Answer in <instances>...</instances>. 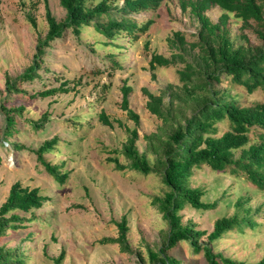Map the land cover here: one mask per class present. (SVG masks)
<instances>
[{
	"label": "rangeland",
	"instance_id": "374dc122",
	"mask_svg": "<svg viewBox=\"0 0 264 264\" xmlns=\"http://www.w3.org/2000/svg\"><path fill=\"white\" fill-rule=\"evenodd\" d=\"M46 4L56 21L62 22L65 11L59 0H0V106L23 108L14 115L16 127L10 137L3 136L5 115L0 110V205L15 183L37 188L48 198L38 210L16 212L26 220L23 229L8 230L0 246L23 253L26 264H53L52 259L62 251V264H150L149 252L160 249L180 264H207L203 258L205 247L233 261L258 263L264 256V193L244 178L213 172L206 166L193 171L192 187L202 188V201L215 207L205 211L186 206L180 213L183 225L211 233L215 221L232 216L236 202L243 197L249 198L251 210L259 208L256 228L246 229L245 233L232 231L214 243L202 238L201 252L195 254L189 242L165 247L168 227L152 205V199L161 192L160 177L130 170L117 172L114 164H108L115 157L121 165L127 164L120 153L132 131L138 135L139 153L145 154L151 165L155 162L158 146L154 138L164 141L169 128L146 110L145 91L157 96L168 86L179 85L176 67L154 64L152 69L151 62L154 56L170 58L173 50L168 40L175 32L194 41L199 25L187 5L183 11L182 0H162L156 9L132 15L149 26L134 40L118 38V47L108 45L92 30L86 29L78 37L67 30L45 49L43 66L37 71L42 78L32 84L17 81L20 91L8 93L7 84L32 65L38 41L46 37ZM221 15L218 8L206 12L213 23L219 22ZM240 26V20L228 15L226 27L231 38L237 40L244 34L256 44L254 35L241 31ZM112 54L122 69L95 75L92 71L106 67ZM64 81L69 82L68 93L32 97ZM215 87L238 96L244 106L264 103L260 90L248 94L238 86H229L228 79ZM124 88H130L128 107L137 116V124L122 109ZM167 101L163 110L170 109V114L176 115L175 103L170 108ZM101 111L111 127L99 122ZM190 111H186L187 117ZM44 114L47 119L42 129H34L33 124ZM71 119L82 121L83 129L72 127ZM226 129L225 125L221 127L222 131ZM151 135L153 138L148 139ZM53 138L58 140L56 148L43 158L51 166H58L61 174H67L61 184L49 176L35 154L44 141ZM123 217L128 227V252L118 244L100 243L117 237L116 223Z\"/></svg>",
	"mask_w": 264,
	"mask_h": 264
},
{
	"label": "trees",
	"instance_id": "16d2710c",
	"mask_svg": "<svg viewBox=\"0 0 264 264\" xmlns=\"http://www.w3.org/2000/svg\"><path fill=\"white\" fill-rule=\"evenodd\" d=\"M122 1L119 6L118 2ZM162 0H59L60 7L65 11L62 22L56 21L47 4L45 20L47 24L46 37L39 40L32 65L16 80L7 84V91L18 92L16 82L34 83L42 77L37 72L43 66L42 56L50 43L63 37L70 30L74 36H79L86 29L102 36L108 45L116 44L118 38L128 41L137 38L139 33L147 30L149 23H139L132 15L156 9ZM193 19L199 25L194 34V41H187L184 34L175 32L168 43L173 50L170 58L154 56L151 68L158 66L176 67L179 85L168 86L157 96L146 92L148 100L145 108L149 114L162 120L169 128L164 141L156 140L157 157L153 165L145 154L139 153L136 142L138 135L132 131L127 138L120 155L127 161L121 165L118 158L108 160L114 164L117 172L135 171L142 176L157 174L160 177L161 192L152 199L155 206L166 222V249L174 247L179 242H189L195 254L201 252L199 241L206 238L214 243L232 231L245 233L246 229L258 226L255 215L259 208L251 210L249 198H240L235 204V212L230 217H222L215 221L211 233L199 231L191 224L183 225L181 211L189 206L194 210H211L215 204L202 201L204 190L192 187L193 171L202 166L217 173H227L233 178H244L252 186L264 193V103L244 106L238 96L228 90H218L215 84L224 79L229 80V86H238L246 93L252 94L260 90L264 94V0H182L183 11L186 6ZM218 8L222 15L219 22L213 23L206 12ZM228 15L241 21V31H250L256 44L241 34L237 40L231 38L226 27ZM35 26L34 20L29 17ZM84 27V29H83ZM116 55L109 56L106 67L93 70L95 75L102 72L112 74L121 70ZM57 83V82H56ZM69 82L64 81L56 88L46 89L39 94L42 98L53 97L57 94L68 93ZM22 91H25L24 88ZM130 88L123 89L122 109L130 119L138 123L137 116L128 107ZM167 101L170 106L175 103L176 115L166 112L163 106ZM0 110L5 115L3 136L10 137L15 131V113L20 114L22 107L8 109L3 105ZM191 115L186 116V111ZM99 122L111 127L104 112L98 115ZM47 114L33 124L34 129H42ZM74 128L81 127L82 121L70 120ZM226 126L225 131L221 130ZM76 130V129H74ZM153 138V135L147 137ZM57 138L44 141L35 154L49 176L60 184L67 174H61L58 166H51L43 155L51 153L56 148ZM3 147V146H1ZM14 148L21 147L14 145ZM114 153H117L115 151ZM48 198L42 196L37 188H29L15 183L10 188L6 201L0 205V239L6 236L8 230L23 229L26 220L16 212L31 213L43 206ZM117 237L101 240V244H118L128 252L127 221L121 218L116 223ZM150 264H180V261L170 258L161 249L149 252ZM203 258L207 264H245L214 254L210 247L203 249ZM64 252L53 258V264H62ZM0 264H26V256L18 250H10L0 246ZM256 264H264L263 258Z\"/></svg>",
	"mask_w": 264,
	"mask_h": 264
}]
</instances>
